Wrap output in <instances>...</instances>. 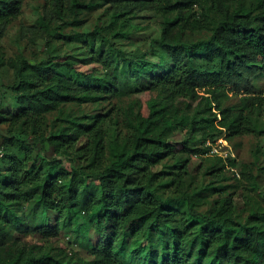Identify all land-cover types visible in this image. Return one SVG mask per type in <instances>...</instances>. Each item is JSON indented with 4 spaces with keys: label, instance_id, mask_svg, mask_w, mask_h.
I'll return each mask as SVG.
<instances>
[{
    "label": "trees",
    "instance_id": "1",
    "mask_svg": "<svg viewBox=\"0 0 264 264\" xmlns=\"http://www.w3.org/2000/svg\"><path fill=\"white\" fill-rule=\"evenodd\" d=\"M23 3L0 0L1 58V39ZM104 4L112 12L109 25L51 31L80 43L77 53L8 60L17 80L16 111L0 106V124L10 132L1 142L0 264H264V209L239 220L234 197L223 195L225 186L198 184L203 160L198 171L191 168L207 141L258 131L256 117L264 111L256 82L264 73V0H53L41 23L48 27L57 14L64 26L80 27L81 14ZM147 9L161 23L145 52L158 51L156 61L129 57L115 43L132 35L131 17ZM123 82L162 95L125 112L113 142L108 129L120 125V106L117 116L76 115L50 132L47 114L68 103L118 99ZM230 94L239 96L238 104H226ZM175 128L186 135L180 148ZM15 129L40 140L53 156L38 161L35 146ZM82 137L86 143L78 146ZM65 156L72 160L64 163ZM210 161L212 178L223 176V158ZM241 174L260 186L264 166L257 174L245 168ZM26 206L29 212L20 214ZM50 211L58 213L54 224L48 222ZM63 228L83 237L95 231L98 240L88 242L91 259L10 241L14 230L52 236Z\"/></svg>",
    "mask_w": 264,
    "mask_h": 264
},
{
    "label": "rangeland",
    "instance_id": "2",
    "mask_svg": "<svg viewBox=\"0 0 264 264\" xmlns=\"http://www.w3.org/2000/svg\"><path fill=\"white\" fill-rule=\"evenodd\" d=\"M67 4L70 0H63ZM53 0H24L21 14L8 26L4 37L1 39V45L4 51V57H0V106L3 111H16L15 94L12 86L17 80L13 69L8 65L10 58L25 57L32 62L40 61L54 56L59 53L73 52L77 53L81 49V44L77 42L67 43L51 35V31L60 28L65 32L72 30H92L95 26H107L112 20V12L108 4L96 7L86 11L81 16L84 23L80 26H64L57 14L50 22L49 26L42 25L41 18L43 12L49 9ZM53 8V7H52ZM65 18H69L67 15ZM133 25V33L128 38L115 40L117 46L122 47L129 57L137 58L145 56L147 59L156 61L159 59L158 51L155 53L145 54L150 49L154 38L161 33V23L159 16L152 9L136 12L130 19ZM75 28V29H74ZM206 34V32L202 33ZM124 81V80H123ZM258 89L264 93V73L256 78ZM123 94L118 99L100 103H68L65 104L62 111H54L46 115L50 132L56 131L68 120L76 115L93 116L100 113L110 112L111 115L119 114L120 125L111 126L108 129L109 141L113 142L116 138L117 129L123 127L122 120L125 112L129 109H137L139 103L145 104L149 99L161 97L159 91L152 90H134L130 86L122 83ZM226 104H238L239 96L230 94L225 99ZM118 112L116 109L119 108ZM258 131L256 134H245L232 138H227L225 134L221 135L215 141H207L205 143L206 151L201 156L193 157L191 168L198 171L201 160L204 162V168L198 171L197 182L201 186L209 183L214 185L225 186V194H231L234 197L235 211L239 220H245L248 214L257 210L264 209V179L261 177L260 186H254L246 175L243 177L241 170L243 168L257 174L259 168L264 166V111L256 117ZM174 140L177 142V148L181 147V141L186 137L180 128H175ZM9 126L0 124V149L3 150L1 142L3 136L9 135ZM14 134L20 137H26L28 142L35 146L34 156L40 161L44 156H53L51 149H48L40 140L24 135L20 129H15ZM222 139V140H221ZM86 138L82 137L78 141V146H83ZM218 147L219 151L213 148ZM228 153L224 155V153ZM222 153V154H221ZM222 157L225 165L224 175L212 178L209 173V164L215 157ZM1 157V156H0ZM205 158H209L205 160ZM72 160L71 156H65L64 163ZM172 162L167 160V163ZM247 166V167H245ZM218 198V194L208 198L202 205V209L209 208ZM29 209L23 207L19 211L20 214H27ZM58 213L56 211L49 212L48 222L54 224ZM98 235L91 228L86 237L78 235L74 230L63 228L58 235L42 236L36 231L12 232L10 241L18 245L40 244L44 250L53 254L69 257L75 252L84 257L91 259L88 242L95 243ZM74 259L73 261H76ZM77 264V263H76Z\"/></svg>",
    "mask_w": 264,
    "mask_h": 264
},
{
    "label": "built area",
    "instance_id": "3",
    "mask_svg": "<svg viewBox=\"0 0 264 264\" xmlns=\"http://www.w3.org/2000/svg\"><path fill=\"white\" fill-rule=\"evenodd\" d=\"M221 140H222V139H221ZM213 150H214V151H217V152L219 151L218 147H214ZM221 154H222V153H221ZM227 154H228L227 152L224 153V155H227ZM2 155H3V150L0 149V156H2Z\"/></svg>",
    "mask_w": 264,
    "mask_h": 264
}]
</instances>
